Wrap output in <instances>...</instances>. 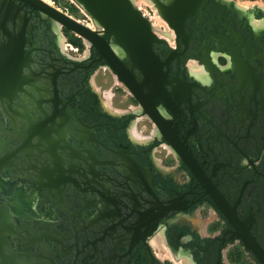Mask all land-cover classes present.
<instances>
[{
  "label": "flooded vegetation",
  "instance_id": "obj_1",
  "mask_svg": "<svg viewBox=\"0 0 264 264\" xmlns=\"http://www.w3.org/2000/svg\"><path fill=\"white\" fill-rule=\"evenodd\" d=\"M247 2L170 28L155 75L107 39L127 83L0 0V264H264V0Z\"/></svg>",
  "mask_w": 264,
  "mask_h": 264
},
{
  "label": "water",
  "instance_id": "obj_2",
  "mask_svg": "<svg viewBox=\"0 0 264 264\" xmlns=\"http://www.w3.org/2000/svg\"><path fill=\"white\" fill-rule=\"evenodd\" d=\"M24 1L47 12L65 27L87 38L99 49L117 75L126 82V77L122 75L126 72L125 66L108 45L107 39L111 37L141 71L150 75L161 71V62L153 46L163 39L153 30L150 19L131 0H75L99 24L100 29L79 21L46 0ZM152 1L168 26L178 33L183 28L187 16L192 12L198 13L206 0H169L167 3L163 0ZM99 31L103 34H99ZM3 220L4 216L0 213V223Z\"/></svg>",
  "mask_w": 264,
  "mask_h": 264
},
{
  "label": "bare ground",
  "instance_id": "obj_3",
  "mask_svg": "<svg viewBox=\"0 0 264 264\" xmlns=\"http://www.w3.org/2000/svg\"><path fill=\"white\" fill-rule=\"evenodd\" d=\"M46 1L49 2V3H52L51 0H46ZM131 1L133 2V4L135 6L140 8L142 11H145V12H143L145 16H147V14H146L147 10H146L145 7L152 8L153 16L151 18H149V19H150V21L152 23L153 30L159 36H166L169 40H171V35H173L172 34V30L168 26L167 22L160 16V14L158 13L157 8H156V6H155V4H154V2L152 0H131ZM80 6L82 7L83 11L85 13H87L81 4H80ZM87 24L89 26H91V27H97L98 26V24L93 19H92V22H89ZM56 26H57L58 29H60L62 27L61 23L59 21H57V20H56ZM77 35H79V34H77ZM83 38L85 39V43L88 46L90 44V41L87 38H85V37H83ZM114 49H115V51L118 54H123V51H122V49L120 47L114 46ZM110 100H111V93H108L107 97H106V103L109 104Z\"/></svg>",
  "mask_w": 264,
  "mask_h": 264
},
{
  "label": "rangeland",
  "instance_id": "obj_4",
  "mask_svg": "<svg viewBox=\"0 0 264 264\" xmlns=\"http://www.w3.org/2000/svg\"><path fill=\"white\" fill-rule=\"evenodd\" d=\"M239 2L245 3L247 1H251V0H237ZM51 4L57 6L58 8L62 9L63 11L67 12L68 14L72 15L75 18L81 19L83 20V18H85V21L92 22L91 20H89V18H87L86 15H83L82 12L80 11V9L78 8V6L82 9V7L80 6V4L75 1V0H51ZM248 3V2H247ZM78 5V6H77ZM146 10L149 7H145ZM152 10V8H150ZM83 10V9H82ZM153 11V10H152ZM145 12V11H143ZM146 14L148 15L149 13L146 11ZM150 16V15H149ZM148 17V16H147ZM151 18V17H148ZM64 34L66 36H68V42L73 41L74 43L76 41H79L80 37L79 35H77L75 32L71 31L69 28H64ZM72 44V48L76 49L75 44ZM70 48V46H69Z\"/></svg>",
  "mask_w": 264,
  "mask_h": 264
}]
</instances>
